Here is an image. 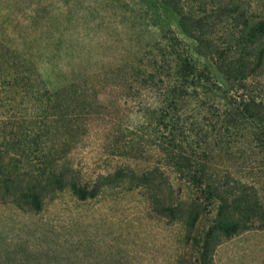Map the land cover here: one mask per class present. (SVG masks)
<instances>
[{
    "label": "rangeland",
    "instance_id": "obj_1",
    "mask_svg": "<svg viewBox=\"0 0 264 264\" xmlns=\"http://www.w3.org/2000/svg\"><path fill=\"white\" fill-rule=\"evenodd\" d=\"M191 13L205 20L197 39ZM245 19L264 20V0H0V264H264V32L239 42ZM211 48L252 58L230 92L240 126L214 136L204 156L230 194L227 228L217 205L192 208L180 195L184 183L157 149L168 134L191 142L187 103L176 123L152 105L155 91L125 89L152 72L180 75L184 57L221 82ZM79 80L105 107L83 113L88 99L62 108L48 98ZM228 117L206 125L214 132Z\"/></svg>",
    "mask_w": 264,
    "mask_h": 264
},
{
    "label": "trees",
    "instance_id": "obj_2",
    "mask_svg": "<svg viewBox=\"0 0 264 264\" xmlns=\"http://www.w3.org/2000/svg\"><path fill=\"white\" fill-rule=\"evenodd\" d=\"M228 9H233V11L238 12L236 7L229 8L226 6L224 8L225 11ZM239 13L240 14H236V16H234L236 23L238 20L237 25L241 23V18H243V14L241 12ZM191 14L189 15L193 22L194 30L198 33L195 34L197 39L200 37V32L203 28L201 21L203 20L205 23V20L204 18H201L202 16L198 13ZM245 21L247 22L245 26L247 25L248 29H239V42L242 38L251 42L256 34L264 32V20L259 22H249L245 19ZM200 41H203V39H200ZM209 54L211 59L219 62V67L222 72L221 82L211 78L206 70H198L197 66L194 65L189 58L184 57L182 61V73L180 75L162 71L152 72L142 78L134 80L131 82L129 86L130 88L127 87L125 89L138 90V88H145L155 91L156 96L152 105H158L163 110L166 109L167 112L174 117L176 123L183 116L182 113L178 112L177 106L179 102H184L185 104L187 103L188 106L186 110H184V121L187 124V132L192 135L191 142L188 145H185V142L181 137L183 135H180L179 138L175 135L168 134L164 140L160 139L159 145L156 144L157 149L160 153H163L166 156L167 165L174 170L173 172L176 173L181 183H184V186L180 185V195L185 191L187 192L183 194V198L187 196V198H190L188 200H190V203H193L192 208H194L193 206L195 202L200 200L199 205L197 206V208L200 209L203 199L207 201L206 207L217 205L218 210L215 220L218 225L227 228L232 226L234 219L233 216L229 214L230 194L220 190L217 182L219 180H216L214 175L210 172V167L208 166L209 164H207V158L210 157V154H212L218 146L213 144L214 136L218 137L220 133H222V135L227 132L232 133L240 126L238 119L236 118V111L239 110L240 105L234 106V102L237 103V101L230 92L235 90L233 88L235 80L246 79L252 73L249 71L252 58H245L244 55L238 59L231 58L230 56H227L228 58L225 56L221 58L216 56L212 48ZM259 54H264V47L260 48ZM236 60H239V63L233 66V62H237ZM254 71H256V69H254ZM116 89L118 91H122V87H116ZM216 89H223L224 97H219L215 92ZM27 92L28 91L25 90V93ZM123 95L125 94L122 93L119 95L121 97L118 96L116 101L120 102ZM48 98L51 100L61 101L63 103L62 108L66 103H69L68 101L73 102L79 99V101H84V99H88L86 104L83 102V113H91L94 110L92 109L91 112H88L90 108L86 106L87 103L90 104L91 107L94 106L97 108L99 106L105 107L106 105L102 102V99L99 100L98 94H96L95 97L89 94L88 83H84L83 80L75 81L67 87L50 91ZM224 98L230 100L232 108H229L228 105L222 102ZM109 99L110 98H108V100ZM111 101L112 100H110V102ZM247 111L250 114H253L247 109L243 112L247 113ZM62 114L65 115V113ZM216 114H227L229 117L220 119L217 122V128L215 127L216 129L212 132L211 130L213 129H209L206 125V122L208 121L206 117L209 115L216 116ZM198 120H201V125H199V127L194 125ZM48 143L49 142L47 140L42 141V144L47 145ZM188 149H190V151H188ZM206 154H209V157L205 158L204 156ZM44 157H47V155L42 154L39 157L40 159L38 162L40 163L41 159ZM54 175H56V171L54 172ZM72 186L74 191L78 193L80 197H84V195L89 192V188H87V186L84 187L77 184H73ZM195 195L196 198H193ZM183 198L172 202L171 205L167 207L171 214L175 215L176 211L178 213H183L180 207ZM189 213V216L193 214L192 212ZM195 219L196 218H193L194 222Z\"/></svg>",
    "mask_w": 264,
    "mask_h": 264
}]
</instances>
